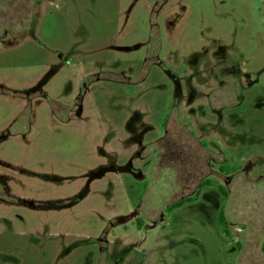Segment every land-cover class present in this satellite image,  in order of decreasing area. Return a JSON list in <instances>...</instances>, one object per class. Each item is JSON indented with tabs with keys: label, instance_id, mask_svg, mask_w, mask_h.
Instances as JSON below:
<instances>
[{
	"label": "rangeland",
	"instance_id": "1",
	"mask_svg": "<svg viewBox=\"0 0 264 264\" xmlns=\"http://www.w3.org/2000/svg\"><path fill=\"white\" fill-rule=\"evenodd\" d=\"M262 230L264 0H0V264H241Z\"/></svg>",
	"mask_w": 264,
	"mask_h": 264
},
{
	"label": "trees",
	"instance_id": "2",
	"mask_svg": "<svg viewBox=\"0 0 264 264\" xmlns=\"http://www.w3.org/2000/svg\"><path fill=\"white\" fill-rule=\"evenodd\" d=\"M188 180H190L191 181V178H189ZM179 182H180V177H179ZM195 182V181H194ZM193 182V183H194ZM207 181L206 180H204V181H201L199 184H200V186L203 184V183H206ZM169 187V186H168ZM186 197V196H185ZM184 196H181L180 198H179V200H177L174 204H173V207H175V206H178V205H181L183 202H185V200H189L190 198H185ZM184 198V199H183ZM264 236V231L262 230V234H261V238ZM255 239V238H254ZM244 241H246V239H243ZM256 240V239H255ZM253 243H256V246L255 247H257V248H251V250L253 251L252 252V254H251V250L248 248L246 251H244V247L242 246V248H241V255H240V262H241V264H250V263H252V264H258V262L260 263V261L259 260H257L258 259V257H255V254L257 253L258 255L260 254V257H261V263H263L264 264V244H263V246H261L260 245V243H259V240L258 241H252V244ZM257 249V250H256ZM259 250V251H258ZM250 254L252 255V256H250ZM250 256V257H249ZM253 257V258H252ZM255 259V260H254ZM249 261V262H248ZM260 263V264H261Z\"/></svg>",
	"mask_w": 264,
	"mask_h": 264
}]
</instances>
